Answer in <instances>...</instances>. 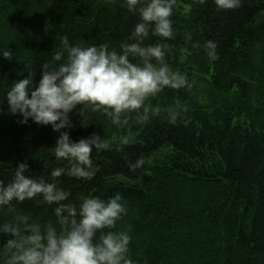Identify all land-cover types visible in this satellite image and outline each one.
<instances>
[{
    "label": "trees",
    "instance_id": "16d2710c",
    "mask_svg": "<svg viewBox=\"0 0 264 264\" xmlns=\"http://www.w3.org/2000/svg\"><path fill=\"white\" fill-rule=\"evenodd\" d=\"M123 0H0V179L9 183L19 163L25 175L43 176L68 162L52 149L60 133L51 125L27 124L8 110L6 93L13 82L35 71L38 84L45 62L51 67L61 38L82 46L120 44L140 22L122 7ZM172 26L175 38L166 60L173 71L195 81L191 89L165 88L146 101L161 115L134 125V139L123 144L127 129L100 113L79 107L69 114L70 139L78 142L93 133L109 142L93 150L92 180L62 176L58 187L69 191L79 206L82 198L107 201L119 193L126 214L114 231L131 237L134 264H264V0H242L236 10H217L214 0H176ZM218 45L217 58L207 55L206 43ZM161 42L149 35L145 45ZM11 50L13 59L3 51ZM187 49V51H185ZM130 59L137 63L138 59ZM169 109L179 111L169 122ZM88 124L86 127L81 121ZM184 121H187L185 125ZM144 165L130 170L138 158ZM56 205L42 197L12 202L0 208V226L26 216L42 229L51 222ZM0 237V264H5Z\"/></svg>",
    "mask_w": 264,
    "mask_h": 264
},
{
    "label": "clouds",
    "instance_id": "9594fccd",
    "mask_svg": "<svg viewBox=\"0 0 264 264\" xmlns=\"http://www.w3.org/2000/svg\"><path fill=\"white\" fill-rule=\"evenodd\" d=\"M198 2L204 4L206 0ZM214 3L222 11L242 6V0H214ZM175 4L176 0H123L121 6L138 14L140 22L129 38L132 42L120 44L121 52L110 50L106 43L73 45L64 36L62 47L52 55V61L59 63L55 67L43 63L38 84L34 85L35 71H29L27 78L13 82L8 89L9 113L22 116L19 123L27 124L31 118L34 123L51 125L53 131L59 132L52 151L57 160L67 161L68 165L51 171L53 182L43 176H26L25 162L18 164L9 183L0 179V208L39 196L46 204L56 205L53 211L59 224V230L51 222L42 229L38 223H29L28 217L18 216L14 223L0 226V237H11L3 244L5 264H134L129 257L130 235L112 230L127 212L121 195L117 193L107 201L98 196L84 197L77 206L65 203L70 192L57 183L65 175L92 180L99 171L93 164V150H107L109 142L96 133L74 142L69 132L62 129L73 127L69 114L80 106L81 117L90 110L104 115L118 128L127 129L128 134L121 142L129 144L134 139V125H143L161 115L158 105L153 107L146 101L157 97L165 88L179 90L194 86V80L190 83L185 74L173 71L166 60L173 46L164 41L175 38L172 26ZM150 33L161 42L145 45ZM217 47L215 41L206 43L210 58H217ZM2 55L9 61L13 59L9 49ZM130 56L139 62L134 63ZM180 115L174 109L167 112L172 124ZM81 123L88 125L83 120ZM184 123L187 125V121ZM144 163L141 156L130 170L135 171Z\"/></svg>",
    "mask_w": 264,
    "mask_h": 264
}]
</instances>
